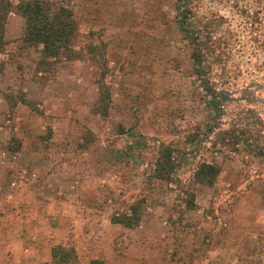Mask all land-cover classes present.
<instances>
[{"label":"rangeland","instance_id":"rangeland-1","mask_svg":"<svg viewBox=\"0 0 264 264\" xmlns=\"http://www.w3.org/2000/svg\"><path fill=\"white\" fill-rule=\"evenodd\" d=\"M49 1L72 9L84 36L94 32L112 103L108 117L94 113L95 62L62 57L38 73L41 49H23L25 21L10 14L0 56V221L13 215L28 230L21 251H32L16 264H52L57 246L74 249L77 264H128L135 238L136 264H264V37L252 40L264 31L247 30L243 16L264 10V0ZM185 22L207 43L203 76ZM166 148L171 182L153 178ZM202 163L221 169L212 187L195 181ZM39 189L40 204L94 208L101 221L69 222L68 210L39 203L33 211L29 191ZM142 198L137 228L110 223ZM250 231L262 241L247 240Z\"/></svg>","mask_w":264,"mask_h":264},{"label":"trees","instance_id":"trees-1","mask_svg":"<svg viewBox=\"0 0 264 264\" xmlns=\"http://www.w3.org/2000/svg\"><path fill=\"white\" fill-rule=\"evenodd\" d=\"M235 7L238 8V6ZM12 13L22 16L25 21V30L21 38L23 49H41L42 59L37 65L38 73H50L55 65L53 59L61 60L62 57L69 61L95 62L100 66L101 74L97 82L99 87L98 99L94 105V113L108 117L112 103V92L106 82L107 63L101 55L99 46L92 40L95 37L94 32L84 36L80 31L74 11L52 1L21 0L15 3L14 0H0V56L5 53L7 47V40L5 39L6 25ZM243 16L246 17L247 30L253 33L264 31V10L247 11L246 9ZM184 25L185 28L187 27L188 38L192 39L195 46L192 58L199 69L197 73L203 76V73H206L204 67L208 51L207 43L205 44L198 34L191 31L186 22ZM255 27L258 29L256 28V31H253ZM263 37L264 34L259 35L256 38L257 40L254 38L252 40L261 42ZM209 42L211 41L209 40ZM261 46L264 49V40L261 42ZM1 68L2 65H0V71ZM207 89L214 96L216 95V92L211 88ZM21 147V143L16 140L10 142L9 151L17 153L21 150ZM174 161L173 150L170 148L163 150L156 160L153 178L162 182H171L176 169ZM220 172L219 166L202 163L196 171L195 181L200 185L212 187L216 184ZM146 204V198H142L115 210L111 218L112 224L121 225L127 229L137 228L142 221ZM187 205L191 210L196 208L194 197ZM77 262V254L74 249L64 246H57L53 249L52 264H77Z\"/></svg>","mask_w":264,"mask_h":264},{"label":"crops","instance_id":"crops-1","mask_svg":"<svg viewBox=\"0 0 264 264\" xmlns=\"http://www.w3.org/2000/svg\"><path fill=\"white\" fill-rule=\"evenodd\" d=\"M7 149H8V145H7ZM46 160L47 159H43V162L45 163ZM30 161H32V160H30ZM3 176H5V175H3ZM55 191L57 192L58 189L55 188ZM29 192L35 194V199L31 198V200L29 201V203H32V204L35 203L34 207H32L30 205L31 208H34L33 211H35L36 207L38 206L37 203H39V207L46 205L47 208H49V210L51 212H54V213L57 212L60 215L63 214L66 210H68L66 215H68L67 221H69V222L72 220H75L78 222V224H83L86 226L88 225V227H89L91 224H98V222L101 221L100 216L103 215L102 211H100L99 213L94 212L93 211L94 208L89 207L86 210H83V213H80L76 206H71V208L69 209L68 205H65V204H62L61 206H57L56 204L52 205V202H48L47 204H45V203L40 204V201H36V199H37L36 195L38 193L39 194L42 193L41 189H39L38 192H36V190L35 191L30 190ZM4 220L5 221L3 223L0 221V232H1L0 244H2V245H0V259L2 258V260H4L3 264H16V262L20 263V259L18 258L19 255H20L21 259H23L24 257H28V255L32 254V251H30L26 248H25L26 250H24L23 249L24 245L22 246V240L27 241V239H28V230H23V228H19L18 225L14 224L15 219H14L13 215L7 214V217ZM257 220H258V218L254 219V218L249 217L247 219V223L251 224L252 221H257ZM110 223L112 224L111 220H110ZM135 239H134V241H132V244L130 245L131 249L128 250L127 255H126V257L129 258L127 261L128 264H130V263L136 264L138 262V255L140 256V254L135 252V251L137 250V247L142 242L137 243V241H135ZM246 239L247 240L259 239L260 241H262L263 237L261 236L260 233L257 234L254 231H250V233H249V235H247ZM16 242H17V244H16ZM21 247H23L22 251H21ZM149 251L153 252L151 249ZM260 251H261V247H259L257 250H255V252H254V250H251L249 252H246V254L247 255L248 254L258 255L260 253ZM23 254H24V257L22 256ZM37 257L39 258L38 255H37ZM191 257L192 256H190V258ZM47 261H49V259ZM123 263L126 264L125 262H123ZM27 264H30V263H27Z\"/></svg>","mask_w":264,"mask_h":264}]
</instances>
